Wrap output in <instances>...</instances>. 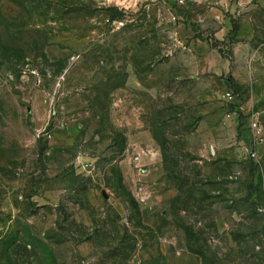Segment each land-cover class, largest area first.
<instances>
[{
	"label": "rangeland",
	"instance_id": "374dc122",
	"mask_svg": "<svg viewBox=\"0 0 264 264\" xmlns=\"http://www.w3.org/2000/svg\"><path fill=\"white\" fill-rule=\"evenodd\" d=\"M263 109L264 0H0V264H264Z\"/></svg>",
	"mask_w": 264,
	"mask_h": 264
},
{
	"label": "built area",
	"instance_id": "2783aa9c",
	"mask_svg": "<svg viewBox=\"0 0 264 264\" xmlns=\"http://www.w3.org/2000/svg\"><path fill=\"white\" fill-rule=\"evenodd\" d=\"M248 128L251 132L252 145L259 147L264 142V109L250 114Z\"/></svg>",
	"mask_w": 264,
	"mask_h": 264
},
{
	"label": "trees",
	"instance_id": "16d2710c",
	"mask_svg": "<svg viewBox=\"0 0 264 264\" xmlns=\"http://www.w3.org/2000/svg\"><path fill=\"white\" fill-rule=\"evenodd\" d=\"M112 11L115 13V15L112 16V20L115 21L116 18H118L117 15H118V14L121 15V13H120L117 9H112ZM235 30H237V27H236Z\"/></svg>",
	"mask_w": 264,
	"mask_h": 264
}]
</instances>
